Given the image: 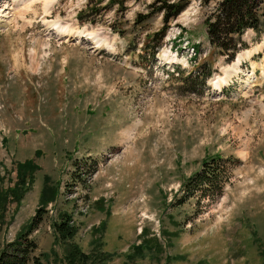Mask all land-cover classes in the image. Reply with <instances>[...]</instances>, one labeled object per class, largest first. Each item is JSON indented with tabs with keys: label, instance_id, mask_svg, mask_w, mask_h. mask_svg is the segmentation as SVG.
Returning <instances> with one entry per match:
<instances>
[{
	"label": "rangeland",
	"instance_id": "1",
	"mask_svg": "<svg viewBox=\"0 0 264 264\" xmlns=\"http://www.w3.org/2000/svg\"><path fill=\"white\" fill-rule=\"evenodd\" d=\"M49 1L0 0V189L30 163L0 198V244L43 205V264H264V37L222 54L214 0L165 22L162 0ZM215 155L220 193L183 196Z\"/></svg>",
	"mask_w": 264,
	"mask_h": 264
},
{
	"label": "trees",
	"instance_id": "2",
	"mask_svg": "<svg viewBox=\"0 0 264 264\" xmlns=\"http://www.w3.org/2000/svg\"><path fill=\"white\" fill-rule=\"evenodd\" d=\"M185 3L186 0L171 2L162 0V3L155 9H160L165 22L167 19L175 17L185 6ZM203 23L206 27L205 36L209 44L222 54L223 52L227 53L225 55H228L229 59H231L235 51L242 45L240 38L244 31L251 30L254 33V40H258L264 35V0H214L210 6V12ZM144 44L143 48L147 47L149 43ZM158 45L159 42L151 43V46L148 47L150 52L152 53V50ZM227 160L228 158H223L220 155L211 156L203 160L201 168L183 181V196H189L198 189L203 196L206 192L209 193L212 190L220 193L222 183L227 180ZM29 165L30 163L23 164L20 176L17 177L13 187L0 189L1 202H4L9 194L17 195L22 193V184L26 179V175L29 176V172L26 173L29 170L27 167ZM18 184L20 185L18 186ZM49 190L44 189L41 194L47 193ZM42 206L35 210L28 223L24 228H21L14 239L0 244V264H27L28 262L30 264H43L38 256L31 255L36 249V243L29 237V234L37 228L42 219ZM60 218L61 220L54 224L56 231L61 238L70 237L73 229L67 223L69 218L64 213L60 215ZM138 250L141 251V247H136L133 253ZM68 256L72 258L74 252L71 251Z\"/></svg>",
	"mask_w": 264,
	"mask_h": 264
},
{
	"label": "bare ground",
	"instance_id": "3",
	"mask_svg": "<svg viewBox=\"0 0 264 264\" xmlns=\"http://www.w3.org/2000/svg\"><path fill=\"white\" fill-rule=\"evenodd\" d=\"M44 1H45V2H44L45 7H47L49 4H51V2H50L49 0H44ZM52 29H53V28H52ZM71 33H72V34L76 33L77 35L80 34L81 37H84V36L86 35V33L82 35L81 31H76V30H75V31H72ZM67 34H68V33H67ZM76 37H77V36H76ZM85 37H86V36H85ZM233 72L235 73V72H237V70H234ZM217 87H219V86L217 85Z\"/></svg>",
	"mask_w": 264,
	"mask_h": 264
}]
</instances>
